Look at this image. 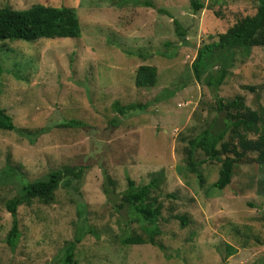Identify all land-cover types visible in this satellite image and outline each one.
I'll use <instances>...</instances> for the list:
<instances>
[{
	"label": "rangeland",
	"instance_id": "rangeland-1",
	"mask_svg": "<svg viewBox=\"0 0 264 264\" xmlns=\"http://www.w3.org/2000/svg\"><path fill=\"white\" fill-rule=\"evenodd\" d=\"M196 1L203 4L197 11L190 0H0V8L17 10L72 7L81 28L77 38L0 39V107L15 127L0 128V264H63V250L76 238V264H264V247L255 241L264 237V164L236 163L219 189L213 183L221 163L205 160L201 183L183 152L215 115L213 91L193 78L191 63L203 45L253 15L259 0ZM241 52L217 93L264 104V45ZM141 64L156 68L153 87L134 84ZM115 100L147 107L120 115L111 108ZM68 120L81 124L60 125ZM63 166L85 168L73 186L78 191L60 186L49 203L18 205L12 250L6 202ZM154 176L162 247L122 245L119 236L142 233L143 225L118 207L127 178L142 185ZM80 226L94 233L80 234ZM224 243L235 248L232 255L224 257Z\"/></svg>",
	"mask_w": 264,
	"mask_h": 264
},
{
	"label": "trees",
	"instance_id": "trees-1",
	"mask_svg": "<svg viewBox=\"0 0 264 264\" xmlns=\"http://www.w3.org/2000/svg\"><path fill=\"white\" fill-rule=\"evenodd\" d=\"M190 3L196 11L203 7V4L196 0H190ZM146 4L151 5L149 2ZM174 23L177 35L183 36V28L179 22L174 20ZM80 34L79 18L72 7L34 4L21 10L8 6L0 8V39L11 38L33 42L39 38H77ZM259 45H264V0H259L257 10L253 15L237 20L225 32L218 35L217 41L203 45L191 63L193 78L209 87L213 91L215 100L214 117L196 134L189 136L183 148L187 169L195 173L201 183L203 179L199 166L205 160L221 163L219 176L213 183V186L219 189L230 183L236 163L246 161L264 164V104L256 103L252 107L246 104L245 98L240 94L224 99L217 93L233 66L237 49L246 56L253 46ZM217 63L218 69L215 72L211 71ZM156 83L157 70L154 66L141 64L137 67L134 75V84L137 87L150 88ZM244 87L250 91L255 90L254 86ZM164 93L171 94L172 92L165 90ZM146 104H121L115 100L111 108L120 115H125L131 110L146 108ZM80 124L79 121L68 120L60 125L69 127ZM0 128L5 130L15 128L12 117L1 107ZM23 131H26L27 135L30 134L28 130ZM23 131L20 129L18 132ZM197 155H203V157ZM84 169L83 166H63L55 169L44 179L25 183L17 196L6 202V209L12 218L10 229L6 234V243L12 250L20 235L17 218L18 205L28 204L34 198L42 203H49L54 198L55 190L60 186L73 188L77 192L78 189L73 186L75 182L79 183L82 179ZM105 176L108 184H112V180L106 173ZM157 181L158 176H154L148 183L137 185L133 179L127 178V187L121 193L118 207L127 206L143 225L142 233L133 232L119 236L118 241L122 245L148 243L162 247L155 239L160 234L156 222L162 206L157 196L151 195L153 189L157 187ZM262 218L264 220V214ZM180 219L182 223L185 222L184 217ZM86 230L90 228L80 226L78 232L83 234ZM78 241L79 238H76L64 248L63 264H76L74 246ZM255 241L264 247V237H256ZM234 252L233 246L224 243V257Z\"/></svg>",
	"mask_w": 264,
	"mask_h": 264
}]
</instances>
